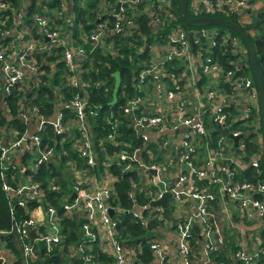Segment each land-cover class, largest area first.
<instances>
[{
	"label": "built area",
	"instance_id": "1",
	"mask_svg": "<svg viewBox=\"0 0 264 264\" xmlns=\"http://www.w3.org/2000/svg\"><path fill=\"white\" fill-rule=\"evenodd\" d=\"M52 1L45 0L48 4ZM141 2L143 0H129V2L120 0L118 12L113 11L111 14L115 23L110 33L120 34L126 29H132V23L125 15L124 6L130 3L134 7ZM157 3L160 9H169L170 7L169 0H157ZM63 4L66 5L64 1L61 6ZM26 7V2H24L22 8L14 10L10 9L8 4L0 1V13L9 12L12 18V24L8 28H5L4 23L0 21L2 26L0 34L2 38L8 39L4 47L0 45V91L5 98L17 87L19 92L23 93L22 100L24 101L18 110V119L26 125H30L32 120L36 122L33 128L34 132H30L31 128L18 136L17 132L12 130L10 134L13 139L7 140L5 143H3L0 132V176L2 190L9 201L10 214L15 213V206L24 208L30 201H35L36 204L38 202L40 205L32 212L30 220L25 224L23 222L15 223L13 227L12 232L17 236V241L22 247L23 264H30L38 260L39 257L33 247L34 243H44L47 252H51L54 247H59L60 250L64 247V235L59 225L61 219L53 207L48 206L45 210L41 208L43 194L39 190V185L32 183L31 174H35L44 165H57L64 155L63 145L65 142L70 143L71 148L84 161V165L88 169L86 172L72 166L71 201L68 203L66 198L60 204L64 216L77 213V216L83 220L79 242L73 248L70 247V255L73 253V257L80 260L82 264H97L94 259L96 256L92 253V247L96 244L101 253L108 254L107 256L113 259L112 264H132L134 252L129 248L122 247L121 242L117 240V222L113 216L109 215V210L112 209L115 212L108 204L115 178L107 173L98 178L95 171L99 162L94 152L93 138L86 119V104L79 96L64 101L56 106L55 114L49 120L38 115V109L31 104L30 100L28 101L31 91L37 89L41 83V77L44 74L40 70L42 63L44 66H51L50 63L43 60L42 56H51L54 49H63L61 60L72 74L69 77V83L72 87H79L78 64L85 58L83 46L80 44L74 47L70 33L66 32L65 28H51V20L48 15H54V11L44 9L42 13L34 14L31 23L27 24L24 19ZM246 7L247 0H216L215 2L213 0H191L189 8L194 17H201L200 15L214 13L230 16ZM169 19H171L170 15ZM155 24H160V21L155 20L151 23L154 29ZM106 34L107 25L105 23L98 24L96 31L89 36V42L94 46L101 47ZM125 34L127 33H122L123 36ZM215 39L216 34L210 30L185 32L180 28L172 29L168 35V43L159 49H153V60L138 75L137 92L141 95L130 99L122 107L123 115L129 118L133 133L144 142V149L151 144L157 145L158 155L163 157L164 165L160 166L155 163L158 156L148 152L147 166H145L141 162V150H135L129 154L124 149L120 150L118 154L107 155L103 162L105 167L116 162L138 163L140 172L145 173L140 179V183L145 188H155L154 192H147L148 203L132 210L131 217L145 225L148 220L144 218L143 213L149 211L155 213L157 220L166 223L165 228L160 232L152 233L153 239L149 242V249L154 260L159 261V264H165L170 259L167 257V249H164L163 246L166 238L168 240L169 234L175 236L176 253L180 264H195L194 261H198V259H190L192 250L189 238L193 236L194 226H198L200 232L195 235L199 236V251L197 254L194 252L193 254L199 256L201 264H207L208 256L211 253H217L225 247L223 232L228 226L225 221L229 222V226L240 230L231 222L232 214L238 216L241 222L249 223L248 225L251 226L257 225L260 231L264 230V181L253 185L247 182L232 183V173L225 167L218 166L222 160L230 159L229 155L224 156L226 154L224 148H220L219 152L206 150V162L201 167H197L199 159L195 152L199 146L198 140L206 136L204 121L208 120L223 125L226 122L223 109L229 102L227 97L221 91L219 92L218 85L207 88L206 93L199 96L202 100L209 101L208 106L203 104L202 100L193 104L190 99L185 98L186 93L192 89L194 90V92L191 91L193 94L198 93L195 92L196 82L201 77L207 80L214 78L213 80L219 84L222 75L221 69L213 61L211 55L216 46ZM228 40H231L230 43L235 49V54L243 51L238 38L231 37L230 39L228 37ZM202 44L204 52L201 54V50L197 46L202 47ZM104 48L108 52H112L110 45ZM172 60L179 62L184 60L188 67L195 68V72L197 70V76L193 83L187 79H176L174 75L167 74L165 63ZM226 78L227 81L233 79L231 74H228ZM233 83L238 94H244V98H246L240 115V119H243L249 113L247 105H255L257 96L251 90L249 79L238 77L233 80ZM191 87L192 89H190ZM151 101L154 106L153 113L146 111V107ZM64 111H69V115ZM137 112L141 114L137 115ZM107 123L113 131L119 127L118 121L112 117L107 119ZM46 126L52 129L54 135L51 148H43L41 145L40 134L46 131ZM153 136L155 139H152ZM56 138H58V142H56ZM105 141L114 144L113 133L109 134ZM18 150L22 157L24 154L28 156L27 162L22 161L20 164L15 162L13 155ZM33 155H35V160L30 166L28 164ZM251 166L254 169L258 168V161L253 160ZM125 170H129V165L125 167ZM216 170L223 173L226 179L218 178ZM10 171H16L18 176L23 179V188L18 186V180L16 186L11 185L10 181H15L16 175H10ZM193 178L204 182L205 188L198 190ZM214 187H216V191L212 193L211 190L212 188L214 190ZM23 191L26 192L27 197L21 195ZM134 193H129V197L133 198ZM165 193L171 195V199L167 201V207L171 217L175 219L172 224L163 219L160 208L150 206ZM254 196L262 199H256ZM226 200L231 201L236 210L228 208ZM214 201L222 204L223 208L219 212L215 211L211 214L210 208ZM170 202L173 203V208H170ZM35 211L43 213L41 221L34 218ZM31 230L36 235L32 242L29 237ZM0 234L7 233L0 232ZM249 239L247 240L248 249H241L235 254H231L232 258L240 264H257L259 257L264 253V247L261 248L264 245V238L254 236ZM242 242L246 243L243 237ZM0 247V255L4 260L3 251H7V248L3 244ZM70 261L71 258L68 259V262ZM3 264L12 263L4 260Z\"/></svg>",
	"mask_w": 264,
	"mask_h": 264
},
{
	"label": "trees",
	"instance_id": "2",
	"mask_svg": "<svg viewBox=\"0 0 264 264\" xmlns=\"http://www.w3.org/2000/svg\"><path fill=\"white\" fill-rule=\"evenodd\" d=\"M0 1L8 4L10 9L14 10L22 8L24 2H26L27 7L24 19L27 24L31 23L34 14L42 13L44 9L54 11V15H48L51 20V28H65V31L70 33L73 46L77 47L80 44L83 46L85 58L78 64L79 87H72L69 83V77L72 74L67 65L61 60L63 49H54L51 56L43 55L44 59L41 57L44 61L50 63L51 66H44V63H42L40 70L44 74L41 77V83L37 89L31 91L28 101L30 100L31 104L38 109V115L51 120L58 104L74 99L76 96L82 98L86 104V119L93 138L94 152L99 162L95 167L96 174L98 178H101L106 173L115 178L108 204L115 210L113 219L117 222V240L121 242L122 247L129 248L134 252L132 264H156L149 249V242L153 239L152 233L155 231L160 232L165 228L166 223L157 220L155 213H150L149 211L143 213L144 218L148 220L145 225L131 217L132 210L148 203L147 192H154L155 188H145L140 183V179L145 173L140 172L138 163L116 162L109 167H105L103 162L107 155L118 154L120 150L124 149L129 154H132L135 150H141V162L145 166H147L148 152L158 156L155 163L160 166L164 165L163 157L158 155L157 145L151 144L144 149V142L133 133L129 118L123 115L122 107L130 99L141 95L137 92L138 75L153 60V49H159L162 45L168 43V35L172 29L180 28L185 32H192L187 29V26L181 20L180 0H169V9L158 8L157 0H143V2L134 7L131 5L132 8H129L127 3L124 6L125 15L131 21L132 29H126L124 32L127 34L124 36L122 35L124 32L120 34L110 33L115 23L111 14L116 11L120 0H65L66 5L69 4V1L71 3L69 9L71 13L67 12V15L62 14L61 4L64 0H53L49 4L45 0ZM124 1L129 2V0ZM213 1L215 2L216 0ZM190 4L191 0L188 1V8ZM169 15L171 19H169ZM188 15L194 17L189 11ZM200 16L223 19L240 26L254 45L257 65L264 80V0H247L245 9L230 16H225L221 13ZM155 20H159L160 24H155L156 27L154 29L151 23ZM0 21L4 23L5 28H8L12 24L11 14L9 12L0 13ZM103 23L107 25V34L103 39L101 48L89 42V36L96 31L98 24ZM1 28L2 26L0 25ZM220 28L226 31V34L216 33V46L211 54L213 61L218 64L222 74L217 88L227 98H236L238 92L235 89L233 80L242 77L251 81V90L257 96L255 79L245 43L235 32L227 28ZM203 29L205 28L199 27L197 31ZM228 37L230 39L235 37L240 40L243 48L241 53L235 54V49L232 47L231 40L229 41ZM7 42L8 39L2 38L0 34V45L4 47ZM108 45L112 47V52H108L104 48ZM197 48H200L201 54L204 52L203 44L202 47L199 45ZM38 60L40 62L39 57ZM178 62L172 60L169 63H165L167 74L174 75L176 79L179 78L178 76L181 72V69L178 68ZM115 73H119L121 82L117 94V102L111 106ZM228 74L233 77L230 81H227L226 78ZM203 81L204 77H201L196 82V86L199 88ZM22 94L16 87L4 98L0 91V128L6 129V131L14 130L18 136L27 130V125L22 123L17 117L18 110L21 104L24 103ZM58 98L61 100H57ZM247 106L249 113L246 118L240 119L242 110L239 112L236 108L232 109L227 105L223 109V113L226 116V122L223 125L205 120L206 136L198 140L199 146L195 155L199 159L197 167H201L206 162V150L219 152L220 148L228 145L230 159L222 160L218 166L225 167L227 171L232 173V183L242 184L247 182L253 185L264 181L262 164L264 137L258 97H256L255 106L252 104ZM64 113L69 115V111H64ZM236 113L239 114L236 115ZM140 114V112H137V115ZM110 117L116 119L119 123L116 131H113L109 123H107V119ZM257 123L259 124L258 127L255 125ZM224 129H227L230 133L242 135V139L239 140L236 148L230 139L222 135ZM111 133H113L114 144L105 141ZM53 137L52 129L46 126V131L40 134L42 147L51 148L54 141ZM56 142H58V138H56ZM63 149L64 155L57 165H44L35 174H31V177L32 183L38 184L39 190L43 194L41 208L45 210L48 206L53 207L61 219L59 225L64 235V247L61 250L59 247H54L51 252H47L44 243H34L33 247L39 258L36 262H31L30 264H82L80 260L73 257V253L70 255V246L73 247L78 244L83 220L77 216V213L64 216L60 204L66 198L68 203L71 201L72 166L86 172H88V169L85 167L84 161L71 148L70 143L65 142ZM27 159L28 156L26 155L23 161H27ZM236 160L241 161L243 168L236 163ZM253 160L258 161V168L256 169L251 166ZM127 165H129V170H125ZM68 172L70 174L69 178L66 177ZM10 175L18 177L16 171H10ZM216 176L226 179L225 175L219 170H216ZM193 179L198 190L205 188L204 182L199 181L197 178ZM16 181H10L11 185L16 186ZM214 188V190L213 188L211 190L212 193L216 191V187ZM131 192H135L133 198L129 197ZM254 197L262 199L258 196ZM219 205L214 201L211 204L210 213L219 212ZM39 206L38 202L36 204L35 201H30L24 208L15 206V213L11 215L9 201L2 190V179L0 176V232L7 233L0 234V245L5 244L7 250L13 254L14 260L12 264H21V253L17 250L19 241H17V236L12 232L14 224L23 222L27 218L28 213H31ZM128 211L129 213H127ZM230 219L238 228H241V225L245 228L250 227L248 223L241 222L238 216L234 214L231 215ZM237 230L231 225L224 229L225 247L217 253H211L208 256L207 264H240L232 258L231 254H235L241 249H248L249 243L246 234L249 231L240 234ZM193 232V236L189 238L192 250L190 259L197 260L199 256L194 255L193 252L197 254L199 251V236L195 235L199 234V227L194 226ZM242 237H244L243 239L246 240V243L242 242ZM259 237L264 238V230L260 231ZM263 247L264 245L261 246V248ZM92 253L96 256L94 259L97 264H112L113 262V259L107 256L108 254L100 252L96 244L92 247ZM70 258L71 261L68 262ZM3 263L0 255V264ZM257 264H264V253L259 257Z\"/></svg>",
	"mask_w": 264,
	"mask_h": 264
},
{
	"label": "water",
	"instance_id": "3",
	"mask_svg": "<svg viewBox=\"0 0 264 264\" xmlns=\"http://www.w3.org/2000/svg\"><path fill=\"white\" fill-rule=\"evenodd\" d=\"M189 0H180V17L182 22L188 26V27H206V26H219L223 28H227L236 34H238L243 42L245 43V46L247 48V52L250 58L251 67L255 79L256 84V90H257V97L259 102V111H260V117H261V123H262V129H263V137H264V80L262 77V74L259 71L257 61H256V54L254 45L252 44L249 36L241 29L240 26L237 24H234L230 21H225L223 19H214V18H206V17H190L188 15L187 11V5ZM118 6L116 7V13L118 12ZM115 83L112 91V102L110 103L111 106L115 105L117 102V94L120 88V75L119 73L114 74ZM222 135L226 137L227 139H230L236 148L238 146V142L240 139H242V135H233L230 133L227 129H224L222 131ZM5 143V142H4ZM262 164H263V171H264V153L262 158ZM171 199V195L169 193H165L162 195V197L150 204L153 208H160L162 210V217L165 221L168 223H174L175 219L171 217L170 211L167 207V201ZM194 204V203H193ZM113 210H109V215L113 216ZM29 237L31 240L36 238V235L34 232L29 233Z\"/></svg>",
	"mask_w": 264,
	"mask_h": 264
},
{
	"label": "crops",
	"instance_id": "4",
	"mask_svg": "<svg viewBox=\"0 0 264 264\" xmlns=\"http://www.w3.org/2000/svg\"><path fill=\"white\" fill-rule=\"evenodd\" d=\"M196 74H197V70H196V72H194V76H192V78L195 79V77L197 76ZM213 79L214 78H211L209 80V85H213V87H214V86H217L218 84H217V81L216 80H213ZM207 88H208V85L205 88V92L202 93V94H205L206 93ZM192 92L191 91L187 92L185 98L190 99L191 101L196 100V101H200L201 102L202 99L199 97V92L197 94H193ZM219 92H220V90H219ZM227 99L229 100L228 106L231 107L232 109L236 108L239 112L242 109L244 102L246 101V98H244V94H238V97H236V98H227ZM202 103L203 104H206L207 106H208V104H210L208 100H204V99L202 100ZM170 106L173 107L172 105H170ZM146 111L147 112H152V113L154 112V106H153V102L152 101L146 107ZM237 114H239V113H236V115ZM35 125H36V122L34 120H32V122L30 123V125H27V130H30L32 128L30 130V132H32L33 131V128L35 127ZM255 125L258 126V123L255 124ZM10 131H12V130L6 131V129L0 128V132H1V137H2L3 143L4 142H7V140L9 141L10 139H13V137L10 134ZM152 139H155V137L153 136ZM25 156H26V154H24L23 157L21 156V154H18L17 156H15L14 160H15L16 163L19 162V164H20L23 161V158H25ZM236 161H237L236 163L238 165L240 164L239 166H241L243 168V165L241 164V161H238V160H236ZM25 162H27V161H25ZM16 180H18V186H20V187L23 188V186H22L23 179L20 176H18V177H16ZM21 195H25L27 197L26 192H24V191H23V193ZM25 196H24V198H26ZM227 201H229V200H226V202ZM219 206H220V209L223 208L222 204H220ZM34 218L37 219V220H39V221H41V218H43V213L41 211H39V212L38 211H35ZM225 224L229 225V222L226 220L225 221ZM226 228H228V226ZM245 231H249L246 234L247 240L249 238H253L254 236L257 237L255 234L256 233H260V229L258 228L257 225H252V226L250 225V227H246V228L241 225L240 230H237L238 233L242 232L243 234L245 233ZM242 233H240V234H242ZM258 236H259V234H258ZM163 246H164V249H167V251H168L167 257L170 258L165 264H180L179 257H178V255L176 253L175 236H173V234H169L168 235V240L166 238L165 243L163 244ZM6 252L7 253H10L8 250ZM13 260H14V257H13ZM13 260L11 261V263L13 262ZM194 262H195V264H201V261H199V258H198V261H194ZM155 263L156 264H159V261H155Z\"/></svg>",
	"mask_w": 264,
	"mask_h": 264
},
{
	"label": "rangeland",
	"instance_id": "5",
	"mask_svg": "<svg viewBox=\"0 0 264 264\" xmlns=\"http://www.w3.org/2000/svg\"><path fill=\"white\" fill-rule=\"evenodd\" d=\"M64 3H65V0H64ZM69 4L68 5H64L63 4V6H62V14L63 15H67V12H69V9H70V7H71V3H70V1L68 2ZM129 5V8H132V6H131V4H128ZM101 6H102V4H101ZM118 9H119V6H118ZM188 11L191 13V11H190V8H188ZM54 13V12H53ZM69 13H71V11L69 12ZM199 27H188L187 26V29L188 30H191L192 32H194V31H197V29H198ZM201 28H205L206 30H210L212 33H214V34H216V33H219V32H221V33H224V34H226V31H224L223 29H221L220 27H218V26H206V27H201ZM239 44H241L240 43V41H239ZM66 47V46H65ZM195 53H196V51H195ZM179 64H180V66L178 67V68H180L181 69V72H180V74H179V79H187V80H189V82H191V83H193V81H194V78H192V76H194V72H195V68H193V67H188V64L186 63V61H184V60H181L180 62H179ZM192 80V81H191ZM182 83H184L183 82V80H182ZM208 85V88H212L213 87V85H209V80H207V79H205L204 78V81L202 82V84H200V87L198 88V87H196V89H195V92H199V96L202 94V93H204L205 92V88H206V86ZM190 89H192V87L190 88ZM191 91H193L194 92V90L192 89ZM191 103H193V104H197V101L196 100H194V101H192ZM225 144H228V143H225ZM224 149H225V151H226V154L224 155V156H226V155H228L229 154V146L228 145H224ZM18 154H20V151L18 150V151H16L15 153H14V157H13V159L15 158V156H17ZM34 160H35V155H33V157L31 158V161L29 162V164L28 165H33V162H34ZM22 165L24 166V163H22ZM67 178H69L70 177V174H69V172L67 173V176H66ZM227 206H228V208H230V209H233V210H236V207L233 205V203L231 202V201H227ZM169 206H170V208H173V203L172 202H170L169 203ZM34 211V210H33ZM32 211V212H33ZM32 212L31 213H28V216H27V218H25L24 220H23V223L25 224L26 223V221H28V220H30L31 219V216H32ZM22 223V224H23ZM46 229L48 230V227H46ZM30 232H34L33 230H31ZM29 232V233H30ZM35 234V233H34ZM258 234L259 233H256L255 235L256 236H258ZM30 242H32V240H30ZM71 247V246H70ZM71 248H73V247H71ZM17 250L19 251V253H21V251H22V247L19 245V243L17 244ZM3 258H4V260L5 261H12L13 260V257L14 256H12V253L10 252V253H7L5 250L3 251ZM4 260H3V262H4ZM21 264H23V258H22V256H21Z\"/></svg>",
	"mask_w": 264,
	"mask_h": 264
}]
</instances>
